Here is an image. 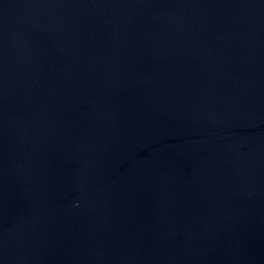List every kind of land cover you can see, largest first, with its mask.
Here are the masks:
<instances>
[{
    "label": "water",
    "instance_id": "95a60500",
    "mask_svg": "<svg viewBox=\"0 0 264 264\" xmlns=\"http://www.w3.org/2000/svg\"><path fill=\"white\" fill-rule=\"evenodd\" d=\"M0 264H264V0H0Z\"/></svg>",
    "mask_w": 264,
    "mask_h": 264
}]
</instances>
